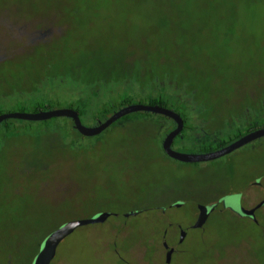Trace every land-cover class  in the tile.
I'll use <instances>...</instances> for the list:
<instances>
[{"label": "rangeland", "instance_id": "obj_1", "mask_svg": "<svg viewBox=\"0 0 264 264\" xmlns=\"http://www.w3.org/2000/svg\"><path fill=\"white\" fill-rule=\"evenodd\" d=\"M0 59V114L82 103L87 80L90 98L98 86L117 102L108 92L132 64L145 72L134 73L132 104L165 90L189 120L175 151H215L264 123V0H0ZM148 121L122 120L106 139L64 138L60 118L1 125L0 233L10 239L0 244V264H155L154 242L168 234L177 243L159 264H258L263 219L199 215L195 205L264 174V137L189 164L161 148L173 121ZM156 209L178 229L157 234Z\"/></svg>", "mask_w": 264, "mask_h": 264}, {"label": "water", "instance_id": "obj_2", "mask_svg": "<svg viewBox=\"0 0 264 264\" xmlns=\"http://www.w3.org/2000/svg\"><path fill=\"white\" fill-rule=\"evenodd\" d=\"M1 60V59H0ZM138 112H149L156 115L165 116L175 123V128L167 133L161 143L163 152L176 161L182 163H201L208 162L219 159L223 156H226L233 151L242 148L243 146L264 137V128L257 129L251 131L241 137H239L234 142L226 145L218 150L204 153H184L178 152L173 149V142L177 136H179L184 128V120L180 114L170 108H166L160 105H151L144 103H136V104H128L119 109L115 110L109 117L104 120L98 119L95 125L87 126L85 125L79 112L71 107L65 108H57V109H47V110H39L37 112L25 113V112H11V113H3L0 114V125L12 119L24 120V121H32V122H44L54 118H68L73 122V126L75 130L84 137H95L102 134L109 127H111L114 123L119 121L120 119ZM223 210H226L230 213H235L233 209L230 207H226L223 202L217 204ZM156 215L159 220L158 230L163 229L164 227L175 226V224L166 221L163 216L162 209H156ZM264 239V233L262 236ZM169 246V243H159L154 242V247L157 250L158 257L162 252L166 250Z\"/></svg>", "mask_w": 264, "mask_h": 264}, {"label": "trees", "instance_id": "obj_3", "mask_svg": "<svg viewBox=\"0 0 264 264\" xmlns=\"http://www.w3.org/2000/svg\"><path fill=\"white\" fill-rule=\"evenodd\" d=\"M50 43L48 44H39L36 47H34V51L35 52L37 49H43L44 47L47 48V46H49ZM76 69V68H74ZM131 69L133 70V72H131ZM134 68L133 65H128V66H124V70L126 73V75H128V78H126V80L120 82V86L118 87L117 90H110L108 93H110V96H113L115 94L119 97V100L117 102H113L112 100H110L111 98H108L107 100L104 99V97H101L100 92H99V87L97 86V90L94 91L93 98H90V91L88 90V86H90V81H86V82H81L80 83V92H79V99L82 100V103H71L69 107L76 109L79 112V115L81 117V120L83 118V116H91L92 119L94 120V124H96L98 119L104 120L105 118L109 117L115 110L119 109L120 107H123L125 105L128 104H132L131 102V98L132 96H134L137 92H138V87L140 86L138 84L137 86V80L138 78H142V73L145 74V72H134ZM137 70V69H136ZM66 72H73V68H68V70H66ZM65 72V73H66ZM64 72H61L62 75H65ZM136 73L137 77H133ZM134 78H136L137 80H135ZM134 79V80H133ZM154 83V81H153ZM118 84V83H117ZM96 85H100V84H96ZM77 85L75 82L71 83V87L75 88ZM143 86V85H142ZM54 91V90H51ZM119 91V92H118ZM166 93V91L164 90L163 94ZM157 97H149V102L147 104H151V105H160L166 108H170L173 109L174 111L177 112L176 108H174V105H170L168 104V100H165L164 95ZM54 101V99H52ZM51 101V99H49V102ZM47 109H52V105H39V108L36 109L35 112L39 111V110H47ZM178 113V112H177ZM180 114V113H179ZM181 117L186 121L187 117L184 116L183 114H180ZM129 116H133L136 119L131 121V119H129ZM153 117H161L163 119H169L165 116L162 115H156V114H152L149 112H138V113H133L130 114L122 119H120L119 121H117L116 123H114L111 127H109L106 131H104L102 134L95 136V137H100V138H104L106 139V137L108 136V134H110V132L113 130H116V125L117 123L121 122L122 120L125 121L124 126L125 127H130L134 124H139V123H150L148 120L153 118ZM147 118V119H145ZM54 119H59V118H54ZM51 119V120H54ZM64 121H66V124L63 125V133H62V137L64 138H69L71 139V137L73 135H76V137L82 139V138H87L90 139V137H84L81 134H79L74 126H73V122L71 119L68 118H60ZM12 120H17V119H12ZM12 120H7L5 122H3L1 125H5L6 129H9V125L7 124L9 121ZM162 119L158 120L159 124H163L164 122L161 121ZM19 121H23V120H19ZM49 121V120H48ZM32 122V121H30ZM45 122V121H44ZM83 122V120H82ZM84 123V122H83ZM0 125V126H1ZM125 127H121L119 130L124 132L123 130L126 129ZM172 129V128H171ZM171 131V130H170Z\"/></svg>", "mask_w": 264, "mask_h": 264}, {"label": "flooded vegetation", "instance_id": "obj_4", "mask_svg": "<svg viewBox=\"0 0 264 264\" xmlns=\"http://www.w3.org/2000/svg\"><path fill=\"white\" fill-rule=\"evenodd\" d=\"M240 102L241 101H239V103ZM239 107L240 106H238V105H236V106H224L222 108V110L224 109V111H222L221 113H223V114L236 113V110ZM252 109L261 110V106L255 105V106H252ZM244 110L245 109H243V111ZM243 111H240L239 113L243 114L244 113ZM215 114L216 115L209 113L208 117H210L211 119H215V120L216 119L219 120V119L224 118V115H219L220 113H215ZM208 117H206L207 120H208ZM201 118H203V120L206 119V118H204L203 114H202ZM171 121H173V120H171ZM188 121H189L188 119L186 121L184 120V128H183L182 132L184 131V129H186ZM174 128H175V123L173 121V128L171 130H173ZM188 128L191 129V126H189ZM261 128H264V123H262V124L254 123V125L252 127H250L245 133H241V134L237 135L235 140H237L239 137H241V136H243V135H245L251 131L261 129ZM257 140H259V139H257ZM257 140H255V141H257ZM253 142H251V143H253ZM251 143H249V144H251ZM249 144H247V145H249ZM247 145H245V146H247ZM245 146H243V147H245ZM250 193L254 198L250 197L251 196V195H249ZM220 202H223L226 207H230L231 209H233L235 213H230L226 210H223L220 206L217 205V204H220ZM198 205L199 204H196L195 208H196V214H199V215L201 213H203L204 211H206L207 209H209V210L219 209L227 216L238 217L243 221H248V223H250V224H255V220L258 218H261L264 220V174H260L259 176H256L253 180L249 181L243 190H237L236 192L226 193V194H223L222 196H219L217 198H210L205 204H203L202 207L200 205L198 207ZM191 227L189 226V228H191ZM169 228L173 229V231H175L178 229V226L176 224L175 226H170ZM163 230L157 229L156 232L158 234ZM263 233H264V227L260 233L261 240L259 243L260 248H259L258 264H264V239H262ZM9 239H10L9 237H6L2 233H0V244H2V242H7ZM160 241H161V243H169V246L166 248V250L164 252H162L160 254L159 257H158L157 250L155 249V259L153 262L155 264H159L158 262L160 261L162 254L169 251V249H171V247L174 248L175 244L177 243L176 242L177 241L176 236L174 237V235H171V234H168L165 238L161 236ZM22 248H24V246ZM17 252L19 253L20 258H21L22 257L21 249L18 248ZM174 252L179 253L177 250H174ZM18 262L21 264V261H18Z\"/></svg>", "mask_w": 264, "mask_h": 264}]
</instances>
